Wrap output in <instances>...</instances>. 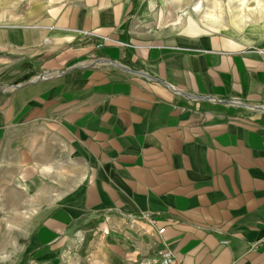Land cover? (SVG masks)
I'll list each match as a JSON object with an SVG mask.
<instances>
[{"label": "crops", "instance_id": "crops-1", "mask_svg": "<svg viewBox=\"0 0 264 264\" xmlns=\"http://www.w3.org/2000/svg\"><path fill=\"white\" fill-rule=\"evenodd\" d=\"M193 5L0 0V264H264V23Z\"/></svg>", "mask_w": 264, "mask_h": 264}, {"label": "rangeland", "instance_id": "rangeland-1", "mask_svg": "<svg viewBox=\"0 0 264 264\" xmlns=\"http://www.w3.org/2000/svg\"><path fill=\"white\" fill-rule=\"evenodd\" d=\"M184 2L185 5L190 2L195 5L201 4L196 13L202 17L206 26L212 28H222L226 25L227 29L236 30L251 22L264 23V0H184ZM33 252L37 251L29 254ZM42 252L43 249L40 253Z\"/></svg>", "mask_w": 264, "mask_h": 264}, {"label": "built area", "instance_id": "built-area-1", "mask_svg": "<svg viewBox=\"0 0 264 264\" xmlns=\"http://www.w3.org/2000/svg\"><path fill=\"white\" fill-rule=\"evenodd\" d=\"M102 38V41L97 43V46H101L103 45V41L110 39L108 36L106 35H100ZM164 230V227H160L158 229V231L162 232ZM226 242V240H225ZM155 263L156 264H188L185 263L183 261H181L180 259L176 258V256L174 255V253L171 251V249L166 246L165 244H163L159 250H158V255L155 258Z\"/></svg>", "mask_w": 264, "mask_h": 264}]
</instances>
